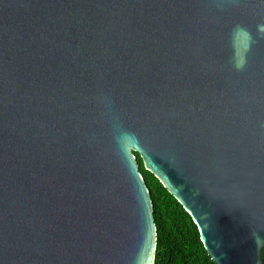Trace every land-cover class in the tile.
Here are the masks:
<instances>
[{
    "label": "water",
    "instance_id": "obj_1",
    "mask_svg": "<svg viewBox=\"0 0 264 264\" xmlns=\"http://www.w3.org/2000/svg\"><path fill=\"white\" fill-rule=\"evenodd\" d=\"M136 153L264 264V0H0V264H155Z\"/></svg>",
    "mask_w": 264,
    "mask_h": 264
},
{
    "label": "trees",
    "instance_id": "obj_2",
    "mask_svg": "<svg viewBox=\"0 0 264 264\" xmlns=\"http://www.w3.org/2000/svg\"><path fill=\"white\" fill-rule=\"evenodd\" d=\"M136 155L156 208L158 243L155 264H215L204 247L192 216L162 182L145 168L139 153Z\"/></svg>",
    "mask_w": 264,
    "mask_h": 264
},
{
    "label": "clouds",
    "instance_id": "obj_3",
    "mask_svg": "<svg viewBox=\"0 0 264 264\" xmlns=\"http://www.w3.org/2000/svg\"><path fill=\"white\" fill-rule=\"evenodd\" d=\"M117 143L119 148L123 151L133 146L134 140L131 134L122 132L117 137Z\"/></svg>",
    "mask_w": 264,
    "mask_h": 264
}]
</instances>
